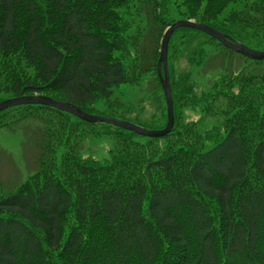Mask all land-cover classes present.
<instances>
[{"label":"trees","instance_id":"1","mask_svg":"<svg viewBox=\"0 0 264 264\" xmlns=\"http://www.w3.org/2000/svg\"><path fill=\"white\" fill-rule=\"evenodd\" d=\"M178 19L264 50V0H0V101L46 95L163 129L160 41ZM213 47L245 63L204 87L197 71ZM262 64L200 30L176 29L175 123L161 137L43 104L2 110L0 128L35 121L42 141L26 181L8 192L0 180V264H264ZM143 85L148 102L133 115L120 94ZM195 111L221 121L205 127ZM104 137V159L80 151Z\"/></svg>","mask_w":264,"mask_h":264},{"label":"rangeland","instance_id":"2","mask_svg":"<svg viewBox=\"0 0 264 264\" xmlns=\"http://www.w3.org/2000/svg\"><path fill=\"white\" fill-rule=\"evenodd\" d=\"M161 43V41H160ZM154 42L147 44L148 49H152ZM215 50L219 51L217 55ZM160 54V49H159ZM210 56L205 64L197 71V79L202 81V85L208 87L211 80L222 73L225 67L228 69L239 70L245 60L237 54H231L224 51L222 48H210ZM225 55V61L222 58ZM185 61V59H184ZM264 65V64H262ZM260 65V66H262ZM259 66V67H260ZM255 69H250L254 71ZM150 89L143 85L140 90L136 92H126L120 94L126 104L132 106V114L135 115L137 108L143 107L139 102H148ZM151 103V102H150ZM139 104V105H138ZM146 116H149L153 111V105L146 104ZM95 113L101 112V107L97 104ZM135 112V113H134ZM196 119H201L207 124L218 123L221 121L219 115H204L199 111L194 113ZM200 121V120H199ZM40 124L35 121H28L16 125L13 129L0 128V180L8 192L14 191L21 183L37 170V159L39 157L40 145L42 136ZM112 139L104 137L101 139H86L80 151L85 155H93L98 159H104L108 156V151L111 147Z\"/></svg>","mask_w":264,"mask_h":264},{"label":"water","instance_id":"3","mask_svg":"<svg viewBox=\"0 0 264 264\" xmlns=\"http://www.w3.org/2000/svg\"><path fill=\"white\" fill-rule=\"evenodd\" d=\"M180 27H189L200 30L204 33L209 34L210 36L215 37L219 42L223 43L225 47L248 56L252 59H264V50L251 48L241 42L236 41L234 38L225 34L224 32L204 23L197 22L192 19H178L173 22L165 31L163 38L161 40L160 56L158 59V74L161 80V84L164 91V96L167 105V124L163 129H150L143 127L139 124L133 123L128 120L92 114L84 111L77 105L71 104L69 102L59 101L50 96L34 94V95H24L16 96L4 99L0 101V112L9 107L22 105V104H43L69 112L85 121L88 122H104L108 124H114L116 126L122 127L134 131L140 135L151 136V137H161L169 133L174 127L175 116H174V104L172 89L170 84L169 77V68H168V47L169 41L174 33V31ZM163 71V72H162Z\"/></svg>","mask_w":264,"mask_h":264}]
</instances>
